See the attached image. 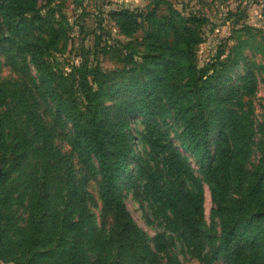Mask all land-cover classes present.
I'll return each mask as SVG.
<instances>
[{"label":"rangeland","instance_id":"1","mask_svg":"<svg viewBox=\"0 0 264 264\" xmlns=\"http://www.w3.org/2000/svg\"><path fill=\"white\" fill-rule=\"evenodd\" d=\"M35 1L42 14L54 10L62 16L66 34L54 55L80 103L85 75L87 72L90 79L91 69H99L105 88L117 81L154 78L146 89L116 97L106 95V99L112 114L122 103L134 111L124 125L134 156L119 174L118 186L134 222L151 244L156 261L207 264L213 257L211 264H226L219 253L213 256L221 237L220 219L201 172L202 162L182 145L185 137L179 119L167 103L165 107L157 101L151 114L134 99L160 94L164 79L181 84L188 80L187 62L177 49L176 36L162 27L157 16L178 11L193 18L190 26L198 41L195 65L205 77L213 75L218 82L209 110L217 109L223 115L210 136L213 169L226 190L225 197L232 199L244 189L232 180L236 178L235 164L245 173H253L264 154V0ZM120 9L136 16L132 31L124 32L119 27L115 13ZM22 92L41 125L53 134L54 153L71 164L70 175L66 167L51 161L55 176L46 189L40 184L45 157L37 138L38 127L16 101ZM0 97V114L7 116L0 139L3 175L23 150L24 138L32 143L30 154L0 190V226L12 242L10 252L0 257V264H55L54 250L74 245V234L65 227L66 219L82 226L86 235L83 251L91 264H96L88 241L104 227L110 231L115 219L111 214L103 221L98 163L93 154L82 152L81 145L76 144L70 119L57 111L31 59L7 44L0 46ZM234 121L246 132L247 148L228 140ZM146 166L150 175L144 171ZM179 179L188 195L181 192ZM75 185L83 193L80 207L70 198ZM33 206L39 207L40 217L58 213L55 220L48 218L47 228L57 225L63 229L54 236L48 233L42 241L28 238ZM120 254L116 259L117 251L110 252L103 264H128L129 254L124 249ZM62 262L67 264L66 259Z\"/></svg>","mask_w":264,"mask_h":264},{"label":"trees","instance_id":"2","mask_svg":"<svg viewBox=\"0 0 264 264\" xmlns=\"http://www.w3.org/2000/svg\"><path fill=\"white\" fill-rule=\"evenodd\" d=\"M115 16L122 31L129 32L135 28L136 16L130 10L120 9ZM61 17L54 10L42 14L35 0H0V46L7 44L16 47L31 59L39 73L41 85L47 90L57 111L66 114L70 119L76 144L81 145L82 152L93 154L98 163L103 221L111 217V214L115 215V219H112L110 231L104 227L103 232L96 237L91 236L88 241V245L95 252L96 264H103L106 256L114 250L117 251L116 259L119 258L122 249L129 254L128 264H159L145 233L137 226L127 209L118 186L119 174L127 169L134 156L124 128L125 123L130 122L134 111L122 103L112 114L106 99V95L116 97L129 91L146 89L152 85L154 78H132L128 83L117 81L105 88L101 84L99 69H91L90 79L87 72L85 75L84 97L80 103L54 55L57 44L66 34ZM157 18L163 28L174 32L177 49L182 52L187 62L189 78L184 84L164 79L160 94L150 98L136 97L134 100L151 114L157 107V101L165 107L167 103L171 107L169 110L174 112L182 126L185 137L182 145L194 152L202 162L201 172L210 186L216 204L214 212L221 225V237L213 256L219 253L226 264H264V154L258 169L253 173H245L239 164H235L236 178L231 176L232 180L244 189L238 190L232 199H227L221 179L213 169L210 150L211 131L221 123L223 116L217 109L209 110L211 95L216 91L218 82L213 75L205 77L196 68L194 49L198 41L190 26L193 18H187L178 11L162 14ZM16 101L38 127L37 138L41 141V151L45 157L40 184L42 189H46L55 176L51 161H57L66 167L70 175L71 164L54 153L53 134L41 125L26 94L19 93ZM6 118L5 113L0 114V139L4 135ZM245 134L242 125L234 121L230 125L228 140L233 145L247 148ZM20 135L21 133L18 134ZM25 136L28 138L27 134ZM24 139L23 150L14 165L0 179V190L32 150V143ZM144 171L150 175L147 166ZM178 183L181 192L188 195L182 179ZM70 198L76 206L82 205L83 193L78 186L72 188ZM38 209L35 206L31 208L28 238L42 241L48 233L54 236L63 227L50 225L47 228L48 218L53 221L58 213L48 212L40 217L41 211ZM66 226L74 234V245L71 249L56 248L53 252L55 264H63L64 259L67 264H91L89 256L83 251L86 235L82 226L67 219ZM0 232V257L3 258L6 252H10L12 242L6 237L5 228L2 226ZM212 260L213 257L207 264H211Z\"/></svg>","mask_w":264,"mask_h":264},{"label":"water","instance_id":"3","mask_svg":"<svg viewBox=\"0 0 264 264\" xmlns=\"http://www.w3.org/2000/svg\"><path fill=\"white\" fill-rule=\"evenodd\" d=\"M2 175H3V172L0 170V179H1V177H2ZM1 232H0V241H1Z\"/></svg>","mask_w":264,"mask_h":264}]
</instances>
